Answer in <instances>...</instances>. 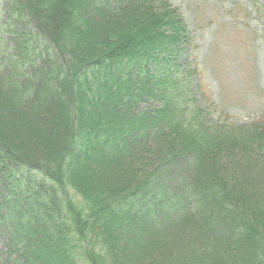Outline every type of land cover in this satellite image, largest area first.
<instances>
[{
	"label": "rangeland",
	"instance_id": "1",
	"mask_svg": "<svg viewBox=\"0 0 264 264\" xmlns=\"http://www.w3.org/2000/svg\"><path fill=\"white\" fill-rule=\"evenodd\" d=\"M15 1L0 0V13L11 2L9 8L14 7ZM18 1L29 22L14 23L20 37L12 35L13 30L2 33L10 49L5 57L18 54L16 45L25 40V33L32 32L34 44L39 45L31 58L33 64L23 69L21 81L32 72L53 65L66 66L71 71L55 79V109H45L40 118L45 127H37L36 135L28 134L18 129L11 112L6 115L11 116L12 122L7 118L3 124L0 119V137L5 143L9 140V147L15 144L54 171V192L49 187L52 181L48 178L46 183L43 174L33 171L34 200L35 196L44 199L46 187L53 196L51 202L58 204L63 196L58 184L62 182L75 210L81 207L78 201L82 199L84 218L92 215L93 199V214L108 210L115 220L113 227L108 225L109 235L99 236L90 232L91 222L80 223L76 217L71 229L53 218L54 226L46 231V227L35 222L38 216L30 212L25 217L29 222L24 226L25 233L16 232L15 221L5 219L4 195L8 189L3 186L7 183L4 176L13 166L5 163L0 166V264H30L34 247L41 249L39 258H47L53 264L58 263L59 250H67L75 263L92 264L81 245L82 236L87 238L90 252L100 258L98 264H216L207 245L210 236L201 226L202 217L182 219L165 214L167 200H178L186 187L207 179L204 176L223 189L234 188L228 198L245 197L248 202L244 207L258 208V219L264 221V121L218 128L205 115L207 105L212 103L226 108V116L237 121H246L264 109V13L251 14L247 0H171L187 24L178 40L177 24L167 28L165 7L158 0H113L110 10L86 0H73L76 5L65 0ZM7 19V14L1 16L0 25L8 26ZM128 24L132 25L131 30L127 29ZM139 31L167 35L166 42L177 46V54H187L185 60L191 57L195 86L190 90L195 91V98L203 105L202 121L212 125L203 127L202 133L209 140L203 147L194 129H184L172 119L164 106L163 86L154 79V68L147 67L143 76L142 68L136 66V71L118 79L116 86L112 85L113 77L103 73V94L99 95L100 104L93 114L87 109L88 104L81 101L85 94L82 78L92 72L84 63L86 48L97 44L104 51L134 49L136 37L128 39ZM46 32H54L67 46L66 50L60 44L51 48ZM151 54L154 56V52L147 53L148 58ZM11 68L0 67V74H10ZM72 71L76 73L75 79L70 75ZM109 71L114 75V70ZM97 74L102 76L101 71ZM198 79L204 95L198 90ZM34 98L32 93L31 99ZM65 106L71 113V122L70 118L65 119ZM55 111L62 116L50 118ZM74 117L77 123L73 125ZM91 126L102 130L112 147L117 145L113 149L98 148L87 132ZM74 136L80 139L71 144ZM197 146L199 149H195ZM199 150L201 153H197ZM106 198L107 210L102 209ZM26 204L35 211V206L27 201ZM184 209L186 214L192 212L189 205ZM244 246L242 242L241 247Z\"/></svg>",
	"mask_w": 264,
	"mask_h": 264
},
{
	"label": "trees",
	"instance_id": "2",
	"mask_svg": "<svg viewBox=\"0 0 264 264\" xmlns=\"http://www.w3.org/2000/svg\"><path fill=\"white\" fill-rule=\"evenodd\" d=\"M65 1L68 4H77V2L73 0ZM86 1L91 2V4L95 6L105 7V9L109 10L111 8H109L111 1L114 3L113 0ZM15 2L14 7L9 8L12 5L11 2V5L7 7L5 11L3 10L0 13V17L6 16V14L8 17V26L2 24L0 25V28L1 26L4 27L0 29V67L4 65L12 67V72L10 74H0L2 79L0 80V119L2 118V122L5 124L7 118H9L12 122L10 118L12 116L15 119L14 123L20 127L18 129L24 131L26 130L28 131V134L36 135V133H38L35 131L37 127H45V124L40 120L42 114L46 111L45 109H55V79L60 75L66 76V74H68L71 70L66 66L60 67L59 65L57 68L56 65H53L49 69L36 70L34 73L32 72L30 77H24V81H21V78H23V76H21L23 75L22 71L28 64H33L34 61H31V58L34 56L39 45L34 44V34L32 32L27 34L25 33L22 35V37L25 36V40H20L17 45L14 44L18 48L16 49L18 50V54L11 55L9 58L5 57L6 53L10 49L6 47L5 38L2 33L6 31V29L11 31L13 30L12 35H19L18 37H20V31L17 30L18 28H14V23L17 22V20H27V17L22 15L24 8L22 11L21 3H19L18 0ZM158 2L165 7L164 9L167 14V23L165 25L168 26L167 28L170 30L171 28L176 27L177 24L179 40L182 36L184 26L178 19V14L175 8H170L167 0H158ZM113 10V12H116L117 8ZM174 17H176L175 21ZM131 26V24H128L126 27H128V30H131ZM143 34H146L147 36H143ZM46 35V40L51 48L55 47L56 49V46L60 44L62 50H66L67 46H64V42L60 38L58 39V36H56L54 32L53 34L51 32H46ZM136 35L138 36L136 37L138 42L137 40L133 41L134 49H127L125 51H118L117 49L115 51H104L97 44H94V47L90 46V48H86L88 54L86 59H84V63L86 62L88 67L92 68V72L84 75L82 78L85 94L83 100L81 101L84 102V104H88L87 109L93 114L97 104H100L99 95L103 94L101 93L102 85L105 84L103 82V73H106L108 77L109 75L112 76L114 79L112 81V85L116 86L118 79L120 80L121 77L126 78L128 74L130 75L131 70L136 71V66L138 68H142L143 76L146 73L145 69L147 67L154 68L156 69L157 74H159L160 80L162 81L163 79L166 83L163 84V90L165 93L163 91L162 92L165 98L170 99V101L168 102L169 104L166 102L164 106L170 111L172 119L175 120L178 125L183 124V126L188 130L194 129L198 134L196 137L199 139V143L202 145L201 147H203V145L209 142L208 138L202 133L203 123L199 127L193 126L192 123H189L183 116L186 110L183 104L186 105V102L183 101L182 104L171 94L180 95V92H178L175 88L178 84H183L186 80V77L180 79V75L187 73L185 68H177L176 63H174L177 46H173L170 42H166L164 36L167 35H163L162 33L152 35L148 33V31H139ZM149 52H154V56L151 54L149 56L150 58H148L147 53ZM145 55H147V57H145ZM155 57L157 61L154 59ZM150 60L153 61L147 63ZM161 61L163 62L158 67L157 64ZM168 66L172 68H167L166 73L163 72V68ZM109 69L115 71V73L113 72L114 75L110 73ZM172 69H174L173 71L178 74V79L176 81L174 80L175 77L170 73ZM100 71L102 72V76L98 77L97 72ZM70 75H73V78L75 79L76 73H73L72 71ZM70 75L68 76L71 79ZM32 93L35 94L34 99H31ZM188 107L191 108V105L188 104ZM180 111H184V113H181ZM11 112L17 116H14L13 114L11 116L6 115ZM51 113L52 114L49 116L51 118L52 115V119L54 117L59 118L62 116L56 111ZM65 113V119L70 118L69 122H71V117L69 116L71 113L68 111V106H65ZM89 121L91 120H88V123L91 124L92 122ZM75 123H77V121L74 117L73 125ZM79 126L82 127L80 124ZM87 132H89L88 135L96 140L98 148L103 147L106 149H113L117 145L115 143L112 147L108 142L109 139L106 140L108 136L101 133L102 130L94 129L93 126L89 127ZM75 136L72 137L70 141L71 144L78 139H76ZM7 141L9 140H6L5 143L3 138L0 137V166L5 163L13 164L12 167L8 168V174L6 173V176H4L7 183L3 186H6L8 189V192L4 195V199L7 202V213L5 214V219H12L15 221L18 229L16 232L25 233L24 226L29 225V222L25 220V217L30 212H33V216L34 214L38 216L35 222L42 227H46V231L54 226L55 223L52 221L53 218L55 220H59L60 222H64L66 227L71 229L74 224L73 218L76 217L75 220L80 223L81 221L91 222V225L89 226L90 232L96 235L99 234V236L101 234H106L107 236L109 235L110 228H108V225L113 227L111 223L115 220V216H111L107 210L109 208V204L106 205V203H108L107 198L102 205V209L105 208L107 213L106 211H102L101 213H99L100 211H96V213L93 214L92 210L95 208L96 202L91 199L90 207L92 210H90V214L92 215L91 217L84 218L81 212L84 207L81 203L82 199L80 198V201H78L79 207H81H78L79 209L77 208L78 210H75L76 206L73 203V200L71 199V204H69L70 199L66 193V187L62 182H60L58 185L60 186L59 189L62 192L61 195H63L61 198L62 200L61 202L58 201V194L55 192L54 197L58 201V204L57 202L56 204L52 203L51 199L53 196L50 193L54 192L56 188V185L53 182L55 179L53 178L55 176L53 174L54 171L45 167L44 165L46 163H40L41 161H36V159L31 157L32 155L30 156L28 152H23L18 149L15 144L10 142L12 147H9V142ZM195 149H199L198 146ZM197 153H201L200 150ZM70 158L71 157L68 156L67 159L69 160ZM191 165H195V163H192ZM4 167L7 168V165ZM45 168L46 171H44ZM33 171L43 174L42 177L46 179V183L48 182V178L52 181L49 184L52 191L48 192V188L45 187L47 192L45 193L44 199H39V197L35 196L34 200L35 188L32 184V180L35 179V175ZM73 175L75 176V173ZM204 177H207V179L196 182V185L192 184L186 187L183 195L181 193V197L178 198V200H174V198L167 200L168 205H165L167 206V212H165V214L172 217H182V219L192 217L193 215L202 217L203 222L201 221V226L204 227L205 231H207L210 236L208 237L209 242L207 245L210 246L209 249L212 252L210 253L213 255V258H215L214 260L216 264H264V221H259L258 219V208H245V202H248V199L245 197L242 199L239 197L237 199L232 195V199H229L228 196L235 192L234 188H227L226 186L223 189L217 183H210L208 176ZM68 178H70V176ZM11 191L13 193H10ZM233 200H236V202ZM26 201L28 204H32L33 207L35 206V211H33L29 205L27 206ZM238 201H242V204L241 202L238 203ZM185 204L189 205L190 211L192 210V212L186 214V209H184L186 207ZM26 206L27 208H25ZM65 212L68 213V215ZM63 213H65V217L62 215ZM257 223H260V226L256 225ZM103 226L106 230H104L105 228H103ZM98 227H102V230L99 231ZM80 242L83 248L87 250V258L90 262L92 264H98L100 258L96 255V253L90 252L87 238L82 236ZM242 242L246 246L241 247ZM34 249L35 252L30 257V264H53L47 258L41 259L38 257L37 254L41 253V249L39 247H34ZM58 252L59 255L57 256V264H79L78 262L75 263L70 258V253L68 254L67 250H59Z\"/></svg>",
	"mask_w": 264,
	"mask_h": 264
},
{
	"label": "bare ground",
	"instance_id": "3",
	"mask_svg": "<svg viewBox=\"0 0 264 264\" xmlns=\"http://www.w3.org/2000/svg\"><path fill=\"white\" fill-rule=\"evenodd\" d=\"M159 25V24H158ZM143 36H147L146 34H143ZM134 37H138L137 35H132L128 40H131L132 41V39H135ZM137 39V38H136ZM137 42H138V40H137Z\"/></svg>",
	"mask_w": 264,
	"mask_h": 264
}]
</instances>
